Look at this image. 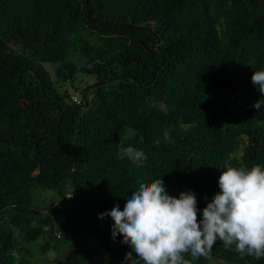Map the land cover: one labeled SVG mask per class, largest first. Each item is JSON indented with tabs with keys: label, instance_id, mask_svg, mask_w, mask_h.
Here are the masks:
<instances>
[{
	"label": "trees",
	"instance_id": "trees-1",
	"mask_svg": "<svg viewBox=\"0 0 264 264\" xmlns=\"http://www.w3.org/2000/svg\"><path fill=\"white\" fill-rule=\"evenodd\" d=\"M260 70L264 0H0V264H32L33 245L56 264H125L132 249L104 214L141 182L194 192L202 219L226 163L264 167ZM121 139L142 165L119 157ZM192 264L264 258L218 240Z\"/></svg>",
	"mask_w": 264,
	"mask_h": 264
},
{
	"label": "clouds",
	"instance_id": "clouds-1",
	"mask_svg": "<svg viewBox=\"0 0 264 264\" xmlns=\"http://www.w3.org/2000/svg\"><path fill=\"white\" fill-rule=\"evenodd\" d=\"M252 83L264 94V70L254 72ZM262 104L264 100L254 108L259 111ZM162 140L171 142L167 131ZM160 143L157 139V146ZM118 155L137 166L147 159L142 150L125 145L123 139ZM225 168L218 181L220 191L203 209L202 219L196 194L170 195L163 179L139 183L122 211L117 205L104 214L114 221L113 239L123 236V243L132 249L126 253L125 264H192L200 257L208 258L218 240L226 249L234 246L241 258H264V167L226 163Z\"/></svg>",
	"mask_w": 264,
	"mask_h": 264
},
{
	"label": "rangeland",
	"instance_id": "rangeland-1",
	"mask_svg": "<svg viewBox=\"0 0 264 264\" xmlns=\"http://www.w3.org/2000/svg\"><path fill=\"white\" fill-rule=\"evenodd\" d=\"M44 67L47 69V71L51 75L53 74V68L54 67L52 65H45ZM86 82H91V79H89V77L81 75V76L77 77L75 85H77L78 87H84ZM57 88L59 89V91H63L65 89H67L68 93L71 94V97L73 98V100L76 99L77 101H79L76 92H74V90L72 89L71 86L60 84V85H57ZM226 95H227V93L223 92L222 98H224ZM35 196H36L37 202L38 203L40 202L39 212L43 215L51 214V212H50L51 207H50L49 201H50V197L53 196V193L51 191H41L40 190V191H38L37 195H35ZM58 219H59V217H58ZM13 230L15 233H17L16 229H13ZM38 243L42 244V241H40ZM86 246L88 247L89 252L86 253L85 256L88 257L91 254V255H93V257L101 260V258L103 256L102 251H100L92 242H87ZM31 251L33 253V258L31 259L32 264H56L55 260H56L57 256L55 255V253L52 250L47 252V254H45V255H41L38 252V249L33 245L31 247ZM60 258L64 259V256H60ZM106 260L107 259L105 257L104 262Z\"/></svg>",
	"mask_w": 264,
	"mask_h": 264
},
{
	"label": "built area",
	"instance_id": "built-area-1",
	"mask_svg": "<svg viewBox=\"0 0 264 264\" xmlns=\"http://www.w3.org/2000/svg\"><path fill=\"white\" fill-rule=\"evenodd\" d=\"M74 101H76V99H74ZM56 231V233L58 234L59 232H58V229L57 230H55Z\"/></svg>",
	"mask_w": 264,
	"mask_h": 264
}]
</instances>
